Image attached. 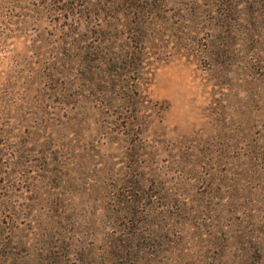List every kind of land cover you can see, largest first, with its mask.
I'll use <instances>...</instances> for the list:
<instances>
[{
  "label": "rangeland",
  "instance_id": "rangeland-1",
  "mask_svg": "<svg viewBox=\"0 0 264 264\" xmlns=\"http://www.w3.org/2000/svg\"><path fill=\"white\" fill-rule=\"evenodd\" d=\"M0 264H264V0H0Z\"/></svg>",
  "mask_w": 264,
  "mask_h": 264
}]
</instances>
